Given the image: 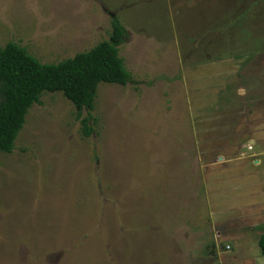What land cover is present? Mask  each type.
Instances as JSON below:
<instances>
[{
	"label": "rangeland",
	"instance_id": "obj_1",
	"mask_svg": "<svg viewBox=\"0 0 264 264\" xmlns=\"http://www.w3.org/2000/svg\"><path fill=\"white\" fill-rule=\"evenodd\" d=\"M127 38L94 129L44 93L0 153V264H264V0H0V48Z\"/></svg>",
	"mask_w": 264,
	"mask_h": 264
},
{
	"label": "trees",
	"instance_id": "obj_2",
	"mask_svg": "<svg viewBox=\"0 0 264 264\" xmlns=\"http://www.w3.org/2000/svg\"><path fill=\"white\" fill-rule=\"evenodd\" d=\"M126 38V28L114 18L109 40L57 64H42L17 44L0 48V153L13 152L26 116L40 103L44 93L63 94L82 119L84 136L91 137L94 133L89 125L91 119H83L82 112L94 109L99 85L125 87L131 81L120 56ZM259 247L264 256V234Z\"/></svg>",
	"mask_w": 264,
	"mask_h": 264
}]
</instances>
